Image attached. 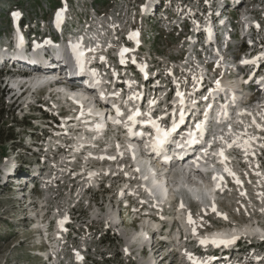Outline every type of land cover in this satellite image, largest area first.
Segmentation results:
<instances>
[{"label": "rangeland", "instance_id": "rangeland-1", "mask_svg": "<svg viewBox=\"0 0 264 264\" xmlns=\"http://www.w3.org/2000/svg\"><path fill=\"white\" fill-rule=\"evenodd\" d=\"M134 1L135 0H124L122 2L127 5L124 13L121 15L124 20L130 21L129 19L138 18L140 21V19L144 18V16L140 14L138 6L133 5ZM168 1L169 0L166 1L165 5ZM56 4H58V0H0V42H5L10 37L8 34L12 26L9 19L10 8L19 6L23 13H25L26 18L34 21L42 18H50V8ZM120 4L121 2L119 0H90L87 4L88 7L82 10L84 14L79 17L85 20L97 12L107 13L110 16V13L113 11L111 9L116 8ZM253 6L254 4L252 7ZM147 23L149 26L147 30L144 26L140 28L141 39L143 40L145 48H140L139 51L157 60L160 59V54L163 53L166 55L165 58L163 57V59H165L163 63H167L168 58L173 59L175 53L179 51V47L184 42L182 35L186 32L178 28L170 33H158L157 29L159 26L154 20H149ZM151 28L156 29V31L154 29L155 33L153 31L149 32ZM153 36H157V39L151 43ZM168 55L169 57H167ZM4 85V80L0 78V101H3L7 111L4 114V123L0 120V175L3 173L1 170L3 169L2 167H4L7 162H10L16 157H20L19 155L21 154H18L17 149L22 153V141L24 140V143L26 142L25 139H20L27 133L36 132L34 128L28 127V122L35 124L37 121H30L28 118H24L23 110L13 111V99L6 97L4 90L7 86L4 87ZM39 116L40 114H37V118ZM14 120H17V123H15ZM40 133L39 130L36 132L38 135H40ZM8 134H13V137H15L14 140L2 142V139H5ZM18 160H22V157ZM81 170L83 169H80V173L82 174ZM73 183L74 181L64 182L62 183L63 185L59 184L57 187H52L54 196L48 199V205L50 207L55 208L57 206L61 213L66 210L65 208H72L76 213L75 217H80L76 223L79 229V236L73 248L82 247L84 244L83 247H86L87 245L89 247L88 258L87 260L83 259L80 261L75 257L76 255L74 253L75 256L69 255L67 260H71L72 264H152L151 261L153 260L155 262L161 260L159 252V255H153V257L152 255L146 254L144 251L140 254H130V247H132V243L139 239V234H142V230L138 233L135 228L130 226L129 220L127 225L123 224L121 227H118L117 230H108L104 224H102V220H93V218L99 219L97 216L98 210L104 207L105 199L103 198H105V196L107 197L106 206L108 205L111 207L109 201L111 202V199L114 198L111 193L106 195L102 193L91 194V196L95 197L97 200L95 202L96 206L92 203L88 205L86 201L80 200L75 196L76 191L81 193V189H77L74 185L72 186L71 184ZM14 192V188L11 191L2 184L0 177V264H39L37 261L39 255L36 250L40 247L38 244L39 239L34 230L29 227V224L26 221H22V215L25 213L29 215L30 208L24 203V199L15 198ZM109 214H113L112 207L109 209ZM140 226H142V224ZM226 231L228 230L226 229ZM131 239H133V241L129 243ZM158 249L161 250L162 247ZM82 256H85V253H83ZM176 259H179V256H177ZM161 263L165 264L166 259L164 258Z\"/></svg>", "mask_w": 264, "mask_h": 264}, {"label": "bare ground", "instance_id": "bare-ground-1", "mask_svg": "<svg viewBox=\"0 0 264 264\" xmlns=\"http://www.w3.org/2000/svg\"><path fill=\"white\" fill-rule=\"evenodd\" d=\"M68 28L70 29L69 23L67 21L64 22V24L59 27V28H55L54 24L52 25H47L45 28V32L46 30L49 32V34L51 36L54 37V39H56L58 41V44H62V42L60 41V37H62V41H64L66 39V33ZM11 37V35H10ZM28 43H26L27 45ZM0 52L3 56H9L11 53H15L17 55H19V57H25V58H34V60H37L38 62H40L39 60L41 59L40 55H37L36 53H29L27 50L23 51L22 49L17 51H13L11 52L8 49H4L1 48ZM52 51H50V49H47V53L43 55V58L46 59H50L52 60V63L56 64V67H68V69L70 70L71 73H74L75 69L79 67V63H74V61H71V56L70 55H66L65 53H62V60L59 61L56 59L55 55H52ZM51 53V55H50ZM42 58V59H43ZM54 67V66H52ZM148 72V77L149 80L155 79L156 78V73L152 68H147L146 70ZM30 84L34 82L33 79H30ZM87 82H92L90 79ZM21 80H15L13 82V84L16 86L17 84H20ZM157 83V82H156ZM159 83V82H158ZM157 83V84H158ZM101 86V84H99ZM67 89H63L62 91L60 90V92H64L66 93ZM69 92V91H68ZM80 92V91H79ZM56 94L59 92H55ZM70 96L71 97H78L79 102H81V104H85L86 108L85 110H83L84 112V116L85 118H89L91 115L93 117H91L92 119H87L86 121L88 123H86L83 127H84V131L82 134L87 132H91L89 134H85L86 136H82L85 137L87 139V141L89 143H86L87 146L91 147V149H88L86 151L87 155L85 156H81L84 158L83 163L79 162L78 159V166H84L83 170H81V172H84V169L86 167H88V165H91V162L93 160L94 157H98L100 154H102V157H106L108 158L106 160L102 161V164H110L114 167L116 171H121L124 172L127 177L128 180L126 182L127 185V189L130 187L132 188V190L134 191V193H138L140 191H146V190H150V192L152 193V196L156 197V193L154 190L159 191L162 190V195L163 198L160 200L154 199L155 202L161 204V208H163L164 203H166L167 201H169L171 199V197L173 196V191L172 188L175 189H179V188H186L188 189L192 194L194 193H202L203 195H206V197L210 198L213 203H217L216 202V198H217V187L218 186H214V184L212 183V181H215V177H213L212 181L209 177L205 176L202 172L198 171H180L179 173H176V182L175 183H171V180L169 179V175H167L164 172H161L158 169V165L152 161L148 156H145L143 153H140L138 151L139 146L141 144V142H137V141H133L128 139L125 143L121 140H113L112 138L109 140L106 137L102 136L104 134V131L101 129H98V127L96 128V126L94 125L95 123V119H94V115H102L103 111H101L100 109L97 108V105L95 104L94 98H92V96L85 91H82L80 93H73L70 92ZM196 108V107H194ZM90 110V112H89ZM252 117V118H251ZM238 118L241 120H232L230 121L227 126H224L225 124H218V126L221 128V132L217 133L218 138L217 140V148H214L212 150V155H216L220 153V150L223 149L224 153L228 148V143L230 141V138L234 139L235 137L237 138V135L243 132H247L246 136L241 137L238 146L240 144L243 143V140L248 139V137H256V133H255V124L253 122L254 119H257V115L254 112L251 113L250 115L248 113H244L241 116L238 115ZM112 119L115 120H119L116 117L112 116ZM93 120V121H92ZM219 120H221L219 118ZM91 121V122H90ZM122 121V120H119ZM241 123V125L239 124ZM123 125H126L125 122H123ZM105 126V123H104ZM103 126V127H104ZM229 126L231 127V132H229ZM97 129V130H96ZM92 134H96L95 136V140H98L100 138L105 139V142L107 143V146L103 149H98L96 142L93 139V136L91 137ZM220 136H223L224 139L221 140L219 139ZM145 137H147L149 140H151V136L149 135L148 132H146ZM257 139V137H256ZM253 139L252 141L256 140ZM85 139H83L84 142ZM250 142V145L254 146V142ZM253 143V144H252ZM127 145L130 146H134L133 147H127ZM147 146L149 145L148 143L146 144ZM81 151H84V149L80 146L77 147L76 151H74V155L75 157L79 158V155L81 154ZM200 153V151H198ZM131 153V156H130ZM133 153H135V158L133 156ZM220 155V154H219ZM116 157V158H115ZM62 161H68L69 160H64L62 159ZM226 161V160H225ZM224 161V162H225ZM224 165L228 166V163H224ZM112 166H110L111 168ZM200 167L202 169H209L212 170V172H214L215 174L218 173L217 167H216V163L215 160H208L207 164H202L200 165ZM137 169H139V171H137ZM101 171H95V169H93L90 173L91 177L95 178V175ZM217 172V173H216ZM69 175V174H68ZM260 176V175H259ZM144 177H147V179H144ZM261 177V176H260ZM140 178V180L142 181L141 184H137L135 187L134 186H130V184H132L134 179H138ZM148 178L151 179L152 184H147ZM264 180V177L261 179L259 178L258 184L257 186L259 188H262L261 192H259L258 195L253 194L251 196H253L252 198L255 199V197H259L260 199L264 198L260 195V193H264V186L262 185V181ZM139 181V180H137ZM176 191V190H175ZM156 194V195H155ZM200 196V195H198ZM231 197H234L235 199H243V197H240L237 194H233L230 195ZM200 198V197H198ZM202 198V197H201ZM148 202H151V200H147ZM183 201V200H182ZM183 205V203H182ZM181 205V206H182ZM181 206L179 207H175L176 210H174V214L177 216H181L183 214V208H181ZM112 209L114 208L113 204L111 205ZM109 207V209L111 208ZM151 212V211H150ZM156 211H153L151 213H155ZM114 215V209H113V214ZM149 219V220H148ZM103 222V221H102ZM145 223H153L154 225H158L159 223L157 221H153L151 218H144V221L141 227H143L142 230V234H144V230H145ZM185 224L189 225L188 222H184ZM226 229L228 231H226ZM138 232V231H137ZM140 233V232H138ZM248 234L251 236H255V235H263L264 234V227L262 225H260L259 223H256L255 221H253L251 219V221H246L245 223H242V225H237L235 224V226L233 227H221L218 228L212 232L207 233L206 236L200 235V236H194V240H200L203 238H213V237H228L230 234ZM141 234V235H142ZM176 236V235H173ZM188 236L186 235V239ZM177 238V237H176ZM190 240V239H189ZM187 240V241H189ZM191 242L193 240H190ZM160 250L157 249L155 251L156 255ZM213 253H215V251H213ZM236 252H234L235 254ZM177 254H174L172 256V259L176 256ZM165 258V256L159 261L157 262L158 264H161V262L163 261V259ZM157 261V260H156ZM152 262V261H151ZM246 263V262H245ZM248 264H255L253 261L248 260Z\"/></svg>", "mask_w": 264, "mask_h": 264}, {"label": "snow or ice", "instance_id": "snow-or-ice-1", "mask_svg": "<svg viewBox=\"0 0 264 264\" xmlns=\"http://www.w3.org/2000/svg\"><path fill=\"white\" fill-rule=\"evenodd\" d=\"M14 15L19 16L20 13L17 12V13H14ZM61 18H62L61 13H57V22H58V23H59V21H60ZM257 27H259V25H257ZM137 35H138V33H135V32L132 33V36H133V37H135V36H137ZM72 48H73V50L77 53V56H78V57H82V56H83V52L80 50V49H81V45H80L79 43L72 45ZM127 51H129V49H127V48L123 49L122 52H121V57H123V53H124V52H127ZM261 55L264 56V53H262ZM256 59H259V58H256ZM121 62H124L123 59H122ZM242 63H250V61L244 60V61H242ZM81 67H82V65H81ZM216 85H217V87L219 88V87H220V82H219V81H216ZM117 95H118V94H117ZM177 96H179V97L181 98V99H180V104L183 105V104H184V93H183V92H180V91H177ZM133 98H137V99H138V98H139V95H138V94H133V96H130V97H129V99H133ZM205 99H207V97H205ZM77 103H81V102L77 101ZM152 103H155V101H153ZM210 107H211V106H210ZM224 107H226V106H224ZM81 109H82V110H81V115H83L84 112H83V105H82V104H81ZM89 112H90V110H89ZM117 112H118V114L122 115V113H120V110H119L118 106H117ZM222 114L226 116V115H227V112H223ZM242 114H243V113H242ZM141 115H142L141 112L137 109V110L134 111V112L132 113V115L129 117V120L132 121L133 123H136V122H137L136 118H137L138 116H141ZM261 115L264 116V113H262ZM206 118H207V113H205V120H200L198 123H196V125H195V130H193V129H191V128L188 130V134H187V135H188V140H187V143H188L189 145H191V144H195V143L198 142V141H197V133H198V132L202 133V132L204 131V125H205V122H206ZM159 119H162V118H155V119H154V118H152L151 115L149 114V118H148L147 120L139 121V123H147V124H151L152 127L155 129L156 135H155L154 139H152V141H151V148H152L154 151H156V152H159V150L161 149V147H162V146L165 144V142L167 141V138H168L173 132H175L176 129L178 128V126H179V124H178L175 120H173V123H172L171 127H170V128H165V127H163V126L159 123ZM183 120H184V113H183V110H181L179 123H183ZM115 122H116V123H121V121H115ZM253 122L255 123V119L253 120ZM256 126H257V127H260V128H264V125L257 124ZM97 127L100 128V127H103V126H102V125H98ZM128 128H129V132H130L132 135H141V136L144 135V133H136V132H133V131H132V126H131V125H128ZM229 132H231V127H230V126H229ZM246 135H247V132H246V131L243 132V133L238 134V135H237V138H236L235 140H233V141L231 142V144H229V147L238 144L239 141H240V139H241V137L246 136ZM213 139H216V138L213 137ZM219 139L223 140L224 137H223V136H220ZM253 139H256V137H248V139L243 140V143L240 144V146H241V147H244V148H247V147L250 145V142H251ZM178 146H179V147H183L184 145L181 144V145H178ZM210 146H211V145H209V147H210ZM131 147L134 148V146H131ZM146 147H147V145H146ZM207 152H208V150L205 149V150H204L205 155H207ZM219 154H220V156L223 157L225 160L227 159V158L224 156V151H223V149L220 150V153H219ZM133 156H134V158H135V153H133ZM225 170L228 171L229 174H231L233 177L236 176V174H235L234 172H232L231 169H227V168H226ZM137 171H139V169H137ZM257 174L259 175V173H257ZM144 179H147V177H144ZM219 179L222 180L223 177H219ZM236 182H237V183H241V181H240L238 178H237V181H236ZM218 187H219V185H218ZM149 191H150V190H149ZM244 194H245V193H242V195H244ZM260 195H261L262 197H264V193H260ZM182 206H183V205H182ZM215 210H216V209H215V205H213V211H215ZM261 211L264 212V209H261ZM221 215H223L224 218L227 219L226 214H221ZM189 222H190V223H195V222L192 220L191 216H189ZM238 238H239L238 236H232L231 238H224V237H213V238H211V239H209V238H203V239H201V243H202V244H207V243L211 242V243L216 244V245H223V244H230V243H232L233 241H235V240L238 239ZM262 238H264V237H262ZM77 255H78V258H79V259H83V257H79V254H77ZM189 258H190V259H193V260L195 261V264H202L201 261H199V260L195 259L194 257H192L191 254H189Z\"/></svg>", "mask_w": 264, "mask_h": 264}, {"label": "trees", "instance_id": "trees-1", "mask_svg": "<svg viewBox=\"0 0 264 264\" xmlns=\"http://www.w3.org/2000/svg\"><path fill=\"white\" fill-rule=\"evenodd\" d=\"M6 112L7 111L5 109V105H4L3 101L2 102L0 101V120L3 121V123H4V117H5L4 114ZM14 121H16V120H14ZM0 129H1V127H0ZM14 138L15 137H13V134H8L5 139H2V142H6L7 140H12V139L14 140Z\"/></svg>", "mask_w": 264, "mask_h": 264}]
</instances>
